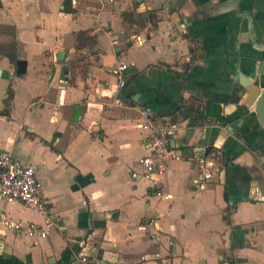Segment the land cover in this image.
Instances as JSON below:
<instances>
[{"label": "crops", "instance_id": "0c3cea01", "mask_svg": "<svg viewBox=\"0 0 264 264\" xmlns=\"http://www.w3.org/2000/svg\"><path fill=\"white\" fill-rule=\"evenodd\" d=\"M73 7L0 0V24L15 30L12 45L28 62L21 78L9 52L0 55V154L37 165L57 215L49 235L32 240L13 225L44 217L0 201V264H75L82 255L93 264H264V130L241 82L263 80L264 0ZM124 12L155 20L132 25ZM79 31L96 43L77 50ZM120 63L129 65L121 105L112 72ZM141 109L157 125L179 124L171 147L184 159L153 180L132 177L152 139ZM203 156L215 171L202 182L193 158Z\"/></svg>", "mask_w": 264, "mask_h": 264}, {"label": "built area", "instance_id": "2783aa9c", "mask_svg": "<svg viewBox=\"0 0 264 264\" xmlns=\"http://www.w3.org/2000/svg\"><path fill=\"white\" fill-rule=\"evenodd\" d=\"M114 41V44H117ZM129 65L120 63L113 69L116 78V90L118 98L116 103L121 105L123 94L128 85ZM144 117L142 128L152 133L149 144V153L140 160L141 170L134 171L132 177L136 180H153L166 173L174 161L184 159L182 152L171 147V140L175 137L179 124L168 121L165 124L157 125L152 113L148 109H141ZM200 170L201 181L212 179L215 164L208 157H194ZM257 199V196H254ZM20 202L27 209L35 211L44 217V223L35 222L27 225L16 224L13 229L17 232L25 231V234L32 240L46 238L50 229L57 223V215L51 205L43 196L41 181L38 177V168L35 163H26L11 152L0 154V201ZM79 264H93L86 256H81Z\"/></svg>", "mask_w": 264, "mask_h": 264}, {"label": "water", "instance_id": "95a60500", "mask_svg": "<svg viewBox=\"0 0 264 264\" xmlns=\"http://www.w3.org/2000/svg\"><path fill=\"white\" fill-rule=\"evenodd\" d=\"M260 74L263 77L262 82L260 80L258 83L257 81H252L250 78H247L245 75L242 76L241 82L242 85L245 87L248 93V97L245 99V107H254L256 114L260 120V125L258 127V130L262 132L264 130V87L261 88V84L264 81V59L260 61ZM27 66L28 62L26 60H19L16 65V74L18 77H24L27 73ZM122 100L127 101L128 99L124 96V94H121L119 96ZM224 128L227 127V123H224ZM229 132H233V129L230 128L228 130ZM228 157H225V160L227 161ZM75 264H79V261H76Z\"/></svg>", "mask_w": 264, "mask_h": 264}, {"label": "trees", "instance_id": "16d2710c", "mask_svg": "<svg viewBox=\"0 0 264 264\" xmlns=\"http://www.w3.org/2000/svg\"><path fill=\"white\" fill-rule=\"evenodd\" d=\"M73 1L74 0H64V12L65 13H74L75 9L73 7ZM123 18L124 20L129 23V24H140L143 27L146 25V22L149 21H154L155 20V16L154 15H146L143 16L140 20L135 18V15L133 12H124L123 14ZM96 38L94 36H91L89 31H79L77 33V44H76V49L77 50H81L84 49L88 46L94 45L96 43ZM10 61V63H12L13 65H17L19 58H18V53H17V45L14 44L13 48L11 49V51L6 55ZM129 79V77H128ZM9 97L7 98V100L5 101L6 104H9V102L11 101V99L13 98L12 92L9 90ZM199 118L201 119H205V115H203V113L199 114Z\"/></svg>", "mask_w": 264, "mask_h": 264}, {"label": "rangeland", "instance_id": "374dc122", "mask_svg": "<svg viewBox=\"0 0 264 264\" xmlns=\"http://www.w3.org/2000/svg\"><path fill=\"white\" fill-rule=\"evenodd\" d=\"M1 19H2V16H0V20ZM14 31L15 30L10 25L0 24V55L7 54L13 48L14 44L12 45V42H13L12 34L14 33ZM2 93L3 91L0 86V100L3 98ZM37 114H39V112H36V114H34V117ZM43 114L45 115V117L49 118L50 120L53 115V110L52 109L49 110L48 108H46L45 110H43ZM11 153L18 154L17 151H13Z\"/></svg>", "mask_w": 264, "mask_h": 264}, {"label": "flooded vegetation", "instance_id": "af4514ba", "mask_svg": "<svg viewBox=\"0 0 264 264\" xmlns=\"http://www.w3.org/2000/svg\"><path fill=\"white\" fill-rule=\"evenodd\" d=\"M259 71H260V65H259ZM255 81H257L256 83H258L259 80L256 78Z\"/></svg>", "mask_w": 264, "mask_h": 264}]
</instances>
